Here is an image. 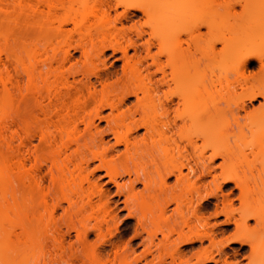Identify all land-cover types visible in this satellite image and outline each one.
<instances>
[{"label":"bare ground","instance_id":"1","mask_svg":"<svg viewBox=\"0 0 264 264\" xmlns=\"http://www.w3.org/2000/svg\"><path fill=\"white\" fill-rule=\"evenodd\" d=\"M2 234L0 261L264 264V0H0Z\"/></svg>","mask_w":264,"mask_h":264},{"label":"rangeland","instance_id":"2","mask_svg":"<svg viewBox=\"0 0 264 264\" xmlns=\"http://www.w3.org/2000/svg\"><path fill=\"white\" fill-rule=\"evenodd\" d=\"M15 0H9V2H13ZM229 2V0H227ZM2 43V42H1ZM3 44V43H2ZM254 106H258V103H254ZM7 238V237H6ZM4 240L5 241V235H0V249L2 248L3 244L6 245V243H2ZM9 241V240H8ZM7 242V241H6ZM10 244V242H9ZM8 246V245H6ZM11 245H9L8 247H10ZM4 247V246H3ZM7 247V248H8ZM1 251V250H0ZM7 253H9V249L8 251H6ZM5 252V253H6ZM3 257V256H2ZM0 259H1V253H0ZM49 264V261H0V264Z\"/></svg>","mask_w":264,"mask_h":264}]
</instances>
